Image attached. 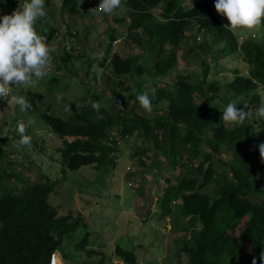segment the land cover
Segmentation results:
<instances>
[{
	"label": "trees",
	"instance_id": "obj_1",
	"mask_svg": "<svg viewBox=\"0 0 264 264\" xmlns=\"http://www.w3.org/2000/svg\"><path fill=\"white\" fill-rule=\"evenodd\" d=\"M26 2L30 0H0V16L20 10ZM191 2L187 7L182 0H121V6L105 17L111 23L105 32L108 43L99 64L108 72L111 90L105 95L110 103L100 108L103 119H97L93 103L76 107L79 103L76 101L69 117L41 113L39 109V102L46 101L47 95L55 92L61 79L66 77L62 72L76 74L70 65L72 52L77 51L74 42L84 31L74 30L68 18L83 9L92 13V19L93 15L101 16L90 0H63L60 19L67 29L63 40L67 41V36L73 39V45L69 50L65 46L63 51L53 52L52 57L56 59L52 63L58 67L45 76L50 78L49 82L47 78L46 83L43 82L46 91H24V86L13 85L11 95L25 97L31 104L25 112L39 114L61 140L62 147L57 152L61 155L64 180L69 171L84 167L116 168L121 157H117L119 145L139 141L140 148L146 146L142 151H133L131 158L138 161L140 168H148L156 183L161 177L165 178L164 193L157 199L159 217H172L174 203L182 202L180 214L175 216L183 231L174 238L178 262L186 258L187 264H252L255 257L257 264H261L264 203L253 202L250 197L259 191L254 186L255 179L264 173V162L259 154L264 129H256L263 120L256 119L251 107L261 103L259 90L264 89V36L262 40L252 36L239 39L215 13V0ZM44 8L47 15L38 19L35 27L50 46L60 35V28L54 19L56 10L51 0H45ZM158 10L161 12L156 14ZM94 26L91 21L88 28L94 29ZM260 28H264V22ZM124 34L126 41L146 55H135L134 50L130 53L115 50ZM188 42L192 45L189 52L196 53L195 63L205 67L204 79L199 81L179 74L178 54L184 52ZM216 47H220L219 51ZM87 53L91 50L87 49ZM209 54L215 60L219 55H239L249 67L248 75L235 70V79L225 85L223 94L221 81H207ZM92 58L89 56L84 62L87 74ZM150 59L152 66H148ZM145 77L150 81L147 90L143 89ZM89 84L85 85V96L92 92ZM151 88L156 89L154 96ZM145 91L152 100L151 114H146L136 99ZM123 93L128 94L126 104L121 98ZM215 95L222 98L225 106L238 100L237 107L249 113L245 122L231 126L223 121L220 111L204 108ZM52 100L54 103L50 105L55 104L54 98ZM201 100L204 101L200 103ZM57 107L64 111V107ZM6 160L11 162L0 140V264H50L52 255L59 253L65 241H72L75 233L86 227L84 218L81 214L60 215L59 207L53 204L51 197L63 181L46 175L43 181L33 184L26 185L24 181L25 186L19 192L11 189L7 181L13 176L8 167L2 166ZM176 171L178 175L174 174ZM166 172L172 175L165 176ZM135 174L137 172L129 175L133 182ZM173 174L175 182L171 178ZM137 187L144 192V185ZM128 209L133 210L132 204ZM240 225L239 236L249 241V250L235 234ZM91 235L92 232H86L77 248L86 250L89 255L100 254L94 251V241L90 243ZM136 250L135 247L129 251L118 244L114 257L123 264H140ZM62 260L65 264L75 262ZM105 263L103 258L98 264Z\"/></svg>",
	"mask_w": 264,
	"mask_h": 264
},
{
	"label": "rangeland",
	"instance_id": "obj_2",
	"mask_svg": "<svg viewBox=\"0 0 264 264\" xmlns=\"http://www.w3.org/2000/svg\"><path fill=\"white\" fill-rule=\"evenodd\" d=\"M90 1L93 2L95 8L99 6L100 0ZM191 3V0H182L184 6L188 7ZM51 4L56 10L54 19L56 24L59 25L60 35L50 46H55L56 51H61L65 46L69 50L73 45L71 42L73 39L66 36L67 41L63 40V34L67 31V29H64V25L61 24L62 21L60 19L63 0H51ZM159 12L161 11H156V14H159ZM215 13L225 25L229 26L226 17L218 14L217 11ZM91 14L83 9L76 16L68 18L75 27L74 30L84 31L77 39V42H74L77 51L72 52L73 59L70 65L75 68L76 74L67 75L66 71L61 73L65 74L66 77L61 79L55 92L47 95L46 101L43 99L39 102L41 113H49L57 117H69V111L76 101L79 102L78 104L76 103V107L99 103L101 108H104L110 103L105 97V95L110 94L111 90L110 84L107 82L108 72L105 68L100 67V64L101 57L108 43L105 32L111 21L105 19L107 15L104 13H101V16L93 15V19L90 17ZM4 15L1 14L0 18ZM91 21H94V29L88 28ZM233 32L239 39L252 36L257 38V40H262L264 36V28H260L255 33L244 30ZM101 43H103L102 46H100ZM116 44L115 50L118 48L122 53H130L134 50L135 55H146L145 51L137 49L131 42L126 41V34ZM184 48V52L179 51L178 54L180 60L179 74L192 76L196 81L204 79L205 67L195 63L197 62L194 60L196 53L189 52V49L192 48L190 42ZM216 48L218 50L220 47ZM87 49L91 50L90 54L87 53ZM55 53L57 54V52ZM55 53H51V55L55 56ZM93 54H96L98 58H92L91 69H89L87 74V66L84 62H87L89 56L93 57ZM239 57V55L228 57L219 55L216 56L218 60L213 59L210 54L207 57L209 62L207 81H221L223 94L226 93L225 85L235 79V70H238L241 75H248L249 67ZM52 58L55 61L56 58ZM152 65L153 62L150 59L148 66ZM56 67L58 66L53 62L52 70H55ZM46 78L49 82L50 78L44 77L31 87L24 86L23 90L37 89L40 92H44V87L46 86H43V82L46 83ZM145 79L146 83L143 89L147 90L149 88L147 84L150 81L148 77H145ZM88 84L91 85L92 92L85 96V85L87 86ZM259 93L261 103L251 107V113L253 114H256V110L264 105V89L259 90ZM58 96L61 97L59 101L57 100ZM121 96L124 101L123 104H126L128 94L123 93ZM53 98L55 104L50 105V103H54ZM62 102L65 104L62 105ZM57 106L64 107V111H59L60 109ZM225 107L224 101L217 95L213 96L204 106L208 110L215 109L221 113H223ZM53 108L54 111L52 110ZM41 120L39 114L22 112L19 105L9 106L7 100L0 98V140L2 145L8 150L11 159V162L9 160L4 161L2 166L8 167L10 175L13 176L7 181L9 187L19 192L25 186V182L26 185L40 182L44 180L46 175L52 180L63 181L58 186L56 193L51 197L53 204L59 207L60 215L72 213L77 216L81 214L84 218L83 223L86 224V227L83 230L79 229L75 233L73 240L65 241L58 250L62 259H72L78 264H98L105 258V264H123L114 257L116 246L121 244L123 248L129 251H132L135 247L137 248L136 253L139 256L140 264H157L158 259L159 264H187L186 258H182L180 263L175 256L174 238L179 237L183 232L179 229L175 216L180 214L182 202L178 200L174 203V215L172 217L161 219L159 217L157 199L164 193L162 186L165 178L161 177L156 183L155 176L148 171V168H140L138 161L131 158L133 151H142L146 146L140 148L139 141L137 143L130 142L127 145L124 144V146L119 145L117 157H121L118 159L119 163L116 168H101L97 170L92 167H84L78 171H69L64 180L61 155L57 152L58 148L62 147V142ZM29 121L33 123L26 128L25 134L31 136V145L23 146L22 148L16 145L20 140V135L16 130L17 125L21 122L28 125ZM256 129H264V120ZM148 154L153 155L151 152ZM224 158L228 160L229 157L225 156ZM9 162L11 163L10 167ZM133 172H137L134 182L129 177ZM174 174L178 175V171ZM174 174L171 177L173 182L176 181V175ZM171 175V172L165 173V176ZM137 184L139 186L144 185L145 190L143 193L137 190ZM254 186L259 191L253 193L250 199L253 202L264 203V173L255 179ZM131 204L133 210L128 209ZM241 229L242 225L237 228L235 234L245 248L249 250L251 248L249 241L239 236ZM88 231L92 232L90 243L92 244L94 241V246L96 247L94 251H98L100 254L89 255L86 250L77 248ZM162 239L163 242H161ZM72 244L75 247H70ZM75 262L74 264H77Z\"/></svg>",
	"mask_w": 264,
	"mask_h": 264
},
{
	"label": "clouds",
	"instance_id": "obj_3",
	"mask_svg": "<svg viewBox=\"0 0 264 264\" xmlns=\"http://www.w3.org/2000/svg\"><path fill=\"white\" fill-rule=\"evenodd\" d=\"M82 2V0H81ZM45 0H30L23 4L20 10L10 15H4L0 20V98L7 100L9 106L19 105L23 112L31 108V104L23 96L11 95L12 86L35 85L43 79L53 68L51 53L56 52L55 46H49L46 38L39 35L36 30L38 19L46 17L44 8ZM121 6V0H100L95 8L98 14L110 15ZM215 10L226 17L230 30H244L255 33L260 30L264 22V0H215ZM93 58H98L93 54ZM150 87V84H149ZM155 88H151L155 95ZM61 97H57L59 101ZM136 99L146 114L153 111L152 100L148 91L139 94ZM238 100L230 101L222 113V119L227 124L242 125L249 113L244 108L237 107ZM93 109L97 113V119H103L100 114L101 105L93 103ZM256 119L264 120V105L256 110ZM33 122L18 123L17 132L20 135L18 145L30 146L31 136L26 135V128ZM259 154L264 162V143L259 145ZM58 254L60 257L59 253ZM259 259L264 264V249ZM61 263L64 261L60 257ZM252 264H257L254 257Z\"/></svg>",
	"mask_w": 264,
	"mask_h": 264
},
{
	"label": "built area",
	"instance_id": "obj_4",
	"mask_svg": "<svg viewBox=\"0 0 264 264\" xmlns=\"http://www.w3.org/2000/svg\"><path fill=\"white\" fill-rule=\"evenodd\" d=\"M50 264H62L58 254H53L50 259Z\"/></svg>",
	"mask_w": 264,
	"mask_h": 264
}]
</instances>
